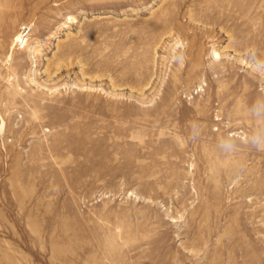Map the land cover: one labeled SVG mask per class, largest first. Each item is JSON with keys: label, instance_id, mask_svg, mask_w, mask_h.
Returning a JSON list of instances; mask_svg holds the SVG:
<instances>
[{"label": "rangeland", "instance_id": "rangeland-1", "mask_svg": "<svg viewBox=\"0 0 264 264\" xmlns=\"http://www.w3.org/2000/svg\"><path fill=\"white\" fill-rule=\"evenodd\" d=\"M0 264H264V0H0Z\"/></svg>", "mask_w": 264, "mask_h": 264}]
</instances>
